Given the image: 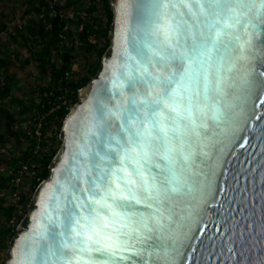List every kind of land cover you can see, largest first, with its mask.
<instances>
[{
    "label": "water",
    "instance_id": "water-1",
    "mask_svg": "<svg viewBox=\"0 0 264 264\" xmlns=\"http://www.w3.org/2000/svg\"><path fill=\"white\" fill-rule=\"evenodd\" d=\"M158 2L110 0V45L64 120L62 145L50 175L36 188L4 264H40L43 246L52 244L53 224L67 238L65 218L70 211L80 222L72 226L74 233L92 235L88 207L103 211L95 201L106 192L109 174L115 171L121 186L128 179L118 171L121 165L113 150L124 155L125 149L135 147L134 133L143 136L145 125L156 139L148 144L150 160L142 161L144 178L124 162L141 203L119 209L123 220L116 227L126 235L112 240L101 239L103 233L93 237L101 239V246L111 245V258L99 264H264V0H227L231 10L221 8L216 15L210 0H199V8L197 0H163L160 18L152 23ZM209 25L221 35L217 47L192 65L194 77L201 81L199 88H191L196 127L181 120L185 135L170 132L169 151L150 122L152 101L171 103L167 91L183 68L168 58L169 52L190 59L188 37L199 42ZM144 44L147 58L137 52ZM137 78L147 82L150 95L140 83L135 93L130 90V80ZM134 96L138 105L144 100L148 106L133 113L128 123ZM179 111L181 117L188 116L187 95ZM165 116L168 127H174L171 114ZM165 154L174 161L171 186L166 181L173 173L161 158ZM171 187L180 190L172 192ZM123 194L130 195L126 188ZM75 239L77 249L71 255L79 264H96L94 253L79 251L86 238ZM87 246L92 247L91 242ZM67 259L68 253L49 255L44 264H65Z\"/></svg>",
    "mask_w": 264,
    "mask_h": 264
},
{
    "label": "trees",
    "instance_id": "trees-1",
    "mask_svg": "<svg viewBox=\"0 0 264 264\" xmlns=\"http://www.w3.org/2000/svg\"><path fill=\"white\" fill-rule=\"evenodd\" d=\"M113 20L110 0H0V264L50 175L67 114L101 67ZM24 164L29 186L16 202L8 194Z\"/></svg>",
    "mask_w": 264,
    "mask_h": 264
},
{
    "label": "snow or ice",
    "instance_id": "snow-or-ice-1",
    "mask_svg": "<svg viewBox=\"0 0 264 264\" xmlns=\"http://www.w3.org/2000/svg\"><path fill=\"white\" fill-rule=\"evenodd\" d=\"M210 7H214L217 9V12L214 15L218 14L219 9L223 8L225 11H230L231 6L225 0V3L221 4L220 0H210ZM155 11L153 12L152 23L155 20L160 18V9L164 7L163 0H159L157 4L154 6ZM173 8L176 7L175 4L172 5ZM197 7L199 8V0H197ZM189 15L191 16V9H187ZM214 25L208 26V34L200 33L199 42L193 37H188L191 40L189 44V48L191 51L190 59H183L181 56H178L175 51L169 52V59L180 63L183 71L181 75L178 77L176 83L167 91L168 100L171 103L164 102L161 104L160 101H152V111L150 114V122L153 124V127L158 133V137L160 140L164 142V144L168 147L169 151H172V137H170L169 133L171 132L173 136L183 137L185 135V131L181 128V120L190 121L193 128L196 127L195 119L192 118V94L191 88L195 86L199 88L201 86V81L194 77L192 71L193 63L199 64L200 60L208 53L212 51L213 48L217 47V42L221 35L219 30L213 31ZM151 34V33H150ZM147 49V45L144 44L137 48L138 55H145V50ZM171 49V46H169ZM163 59V58H161ZM209 59L211 57L209 56ZM143 84L145 87V94L150 95L147 92V82L142 78H137L130 80L129 87L130 90L135 93L137 89V84ZM203 90L205 92V98L207 99L208 93V76L205 73L203 82H202ZM185 95L188 97V116L181 117L179 106L184 102ZM199 93L197 92V97ZM148 106L147 102L141 100L139 105L137 104V100L135 96L132 98L130 102V107L127 113L129 117L128 123H131V116L133 113L139 114V110L141 107ZM202 111V110H201ZM168 112L171 114L172 122L175 125L172 128H169L167 125V118L165 113ZM213 119L217 120L219 117L216 114H213ZM135 147H130L124 150V155H120L119 153L113 150V154L116 156V161L121 165L118 169L121 173H124L128 179L125 180V184L121 186L119 183H116L117 177L116 172L113 171L109 174L108 179L106 180V192H101L100 199L95 201V204L99 206L103 211L97 210L95 207H88L89 215L92 217L91 220V232L92 235H89L87 232L80 233L75 232L73 230L74 224H79V220L75 218L73 213L70 211L66 216V224L65 227L68 232L67 238L63 232L59 231L58 226L53 224L52 232L50 233L52 238V244H47L42 248L40 264H44V260L49 255H58L59 257H63L66 253H68V259L65 264H79V260L71 255L77 249V241L75 237L83 235L86 239L80 241L79 251L81 253H88L90 256L94 253L96 258V264H99L101 260L111 258V245L105 244L101 246V239L112 240L114 238H118L121 235H126V233H122L116 225L121 223L123 220V216L119 209L131 207L133 204H140L141 201L137 199V188L135 180L130 178V173L127 172V168L124 167L125 160L128 161L134 167L136 173L143 179L144 171L142 167V161L147 162L150 160L148 154V144L153 142L156 137L152 136V131L145 125V134L142 136L139 133H134ZM125 142L128 143L127 139ZM139 149V152L137 151ZM168 164V171L173 173L172 178L167 179V183L171 186L174 183V170L172 165L174 161L170 159V157L165 154L161 157ZM184 159L187 160V156H184ZM99 168V165H97ZM157 169H160V164H155ZM103 171V170H101ZM162 171V170H161ZM100 179H104V177H100ZM146 182V181H145ZM115 185V187H113ZM95 187H99V185H95ZM183 187V185L181 186ZM127 189L130 195H124V189ZM150 190V189H149ZM170 190L172 192H177L180 189L176 187H171ZM193 189L189 186L188 192L191 193ZM91 200V197H88ZM111 200V202H109ZM150 207V205H149ZM107 212V215L104 214ZM111 217V220H109ZM125 227L127 225H124ZM147 227V225H145ZM151 231V229H149ZM101 233L103 236L101 237ZM101 237V239H94L93 237ZM71 241L69 243L68 241ZM88 242H91L92 247H88ZM53 247L55 251H53Z\"/></svg>",
    "mask_w": 264,
    "mask_h": 264
},
{
    "label": "built area",
    "instance_id": "built-area-1",
    "mask_svg": "<svg viewBox=\"0 0 264 264\" xmlns=\"http://www.w3.org/2000/svg\"><path fill=\"white\" fill-rule=\"evenodd\" d=\"M63 3V2H62ZM74 12L73 11H71V15L73 14ZM28 172V165H23L22 166V168H20L19 170H18V174H17V176H16V178H14L13 180H14V183H15V185H17V186H20L19 187V189H17V190H15V191H9V197L11 198V199H13V200H15L16 202H19V200L21 199V197H22V192L23 191H26L27 192V188H28V186H29V184H27V183H25V182H23L22 181V179H23V177H22V175H23V173L25 172ZM5 194V191H2V192H0V195H4Z\"/></svg>",
    "mask_w": 264,
    "mask_h": 264
},
{
    "label": "rangeland",
    "instance_id": "rangeland-1",
    "mask_svg": "<svg viewBox=\"0 0 264 264\" xmlns=\"http://www.w3.org/2000/svg\"><path fill=\"white\" fill-rule=\"evenodd\" d=\"M10 10H11V8L9 7V8H8V11H10ZM21 73H22V76H23V75L26 74V71H22Z\"/></svg>",
    "mask_w": 264,
    "mask_h": 264
}]
</instances>
